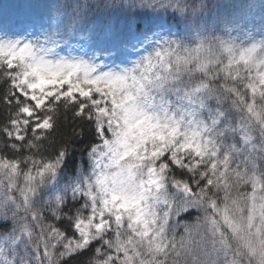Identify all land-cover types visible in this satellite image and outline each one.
<instances>
[{"label":"snow or ice","instance_id":"obj_1","mask_svg":"<svg viewBox=\"0 0 264 264\" xmlns=\"http://www.w3.org/2000/svg\"><path fill=\"white\" fill-rule=\"evenodd\" d=\"M0 264H264V0H0Z\"/></svg>","mask_w":264,"mask_h":264}]
</instances>
